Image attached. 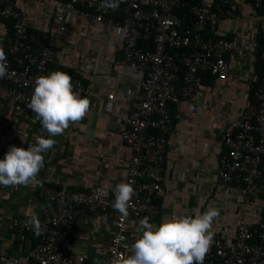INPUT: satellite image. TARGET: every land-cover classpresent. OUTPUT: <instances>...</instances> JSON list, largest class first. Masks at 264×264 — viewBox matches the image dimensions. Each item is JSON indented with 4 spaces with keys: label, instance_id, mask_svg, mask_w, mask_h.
Masks as SVG:
<instances>
[{
    "label": "built area",
    "instance_id": "1",
    "mask_svg": "<svg viewBox=\"0 0 264 264\" xmlns=\"http://www.w3.org/2000/svg\"><path fill=\"white\" fill-rule=\"evenodd\" d=\"M56 1L55 31L67 30L68 14L123 30L124 42L116 63L143 74L129 110L113 114L122 122L121 136L131 149L125 182L134 181L136 194L129 216L123 218L114 210L115 196L107 187L77 191L44 184L39 189L45 200L37 216L40 235L29 223L30 217L13 216V231L35 234L36 242L26 254L5 253L0 247V264H112L130 255V221L147 217L152 222L161 214L156 195L162 189L168 136L174 129V97L198 96L202 72L224 80L238 59L248 53L254 65L251 100L236 127L222 133L218 158L220 190L238 195L236 229L231 239L215 234L214 254L209 252L204 264H264V74L259 77L255 71L256 56L264 57V15L255 11L263 0H254L253 4L245 0H117L115 9L105 7V0ZM242 1L250 8L247 14ZM178 9H188L192 19L186 25ZM241 14L255 21L254 37L229 38L222 33L233 31L231 26L226 31L217 29L218 20L235 25ZM0 16L13 21V32L6 38L8 71L0 78V100L30 109L35 79L52 72L53 38L48 32L26 28L16 0H0ZM210 25L213 31L206 34ZM69 75L74 88L85 96L82 78ZM107 96L111 98V94ZM255 201L259 204L256 220L249 221L246 210ZM84 215L111 218L115 224L106 260L101 263H89L84 255L71 257L73 242L80 236L76 223Z\"/></svg>",
    "mask_w": 264,
    "mask_h": 264
},
{
    "label": "crops",
    "instance_id": "2",
    "mask_svg": "<svg viewBox=\"0 0 264 264\" xmlns=\"http://www.w3.org/2000/svg\"><path fill=\"white\" fill-rule=\"evenodd\" d=\"M240 3L247 14L248 4ZM16 4L29 31L48 32L53 38L52 71L66 70L81 77L86 85L85 96L91 100V111L80 124L70 125L62 135L53 137L57 143L44 154L38 185L0 186L1 251L26 254L37 237L32 233L17 234L11 228V218H31L41 213L45 200L39 189L44 184L68 186L77 191L101 185L114 194L115 186L126 181L131 149L122 139V122L113 114L129 110L130 99L143 74L116 63L124 42L123 30L68 14L67 30L55 31L52 24L58 10L56 0H16ZM218 21L217 29L221 31L231 26L233 31L229 32L234 36L244 39L255 36V21L250 16L241 14L235 25ZM9 32L7 23L0 19V47L4 51ZM253 78V56L248 53L238 59L226 79L213 77L204 82L198 96L174 97V129L168 136L162 189L156 195L162 210L151 223L159 226L166 217L191 216L196 210L203 212L215 207L219 217L214 221V236L217 233L229 239L234 236L239 199L237 194L219 188L220 137L226 129L236 127L245 113L252 96ZM37 136L48 138L31 109L0 100V159L11 146L26 149L36 142ZM258 205L255 201L247 208V220H256ZM76 226L80 236L73 242L71 257L84 255L89 263L105 261L115 231L113 219L84 215ZM129 226L131 245L139 234V221L131 220ZM212 247L213 241L210 250Z\"/></svg>",
    "mask_w": 264,
    "mask_h": 264
},
{
    "label": "clouds",
    "instance_id": "3",
    "mask_svg": "<svg viewBox=\"0 0 264 264\" xmlns=\"http://www.w3.org/2000/svg\"><path fill=\"white\" fill-rule=\"evenodd\" d=\"M105 7L115 9L117 0H105ZM5 51L0 47V78L7 75ZM28 107L42 124L48 138L37 136L34 144L11 146L0 159V186H35L44 167V154L52 150L70 125H78L91 111V100L74 88L72 77L62 71H52L35 79ZM134 181L121 182L114 188L113 208L123 218L129 216V206L135 196ZM219 210L208 207L194 215L169 216L157 226L145 217L139 221V234L130 245L131 255L115 259L112 264H204L213 241L214 221ZM40 235L41 224L35 214L29 220ZM123 239V237H121Z\"/></svg>",
    "mask_w": 264,
    "mask_h": 264
},
{
    "label": "trees",
    "instance_id": "4",
    "mask_svg": "<svg viewBox=\"0 0 264 264\" xmlns=\"http://www.w3.org/2000/svg\"><path fill=\"white\" fill-rule=\"evenodd\" d=\"M245 1H247L248 3H252V4L254 3V0H245ZM255 11H257V13L260 15H264V0L260 6L255 7ZM177 12L180 16L184 17V20H185L184 25L187 24L189 19H192V17L188 14V9H178ZM0 19L7 23L9 31H10L9 35H11L13 32V21H12V19L5 18L2 16H0ZM212 31H213V27H212V25H210L209 30L206 34H210V33H212ZM222 34L225 35L226 37H229V38H232L234 36L233 33H229V32H225ZM260 36H261V32L259 31L258 37H260ZM148 46L151 47L150 44ZM63 71L65 73L70 74L66 70H63ZM255 71L259 77L264 74V57H261L259 55L256 56V58H255ZM202 76H203V83L209 82V81H211V78H213V75L208 71L202 72ZM252 90H253V86H251V94H252ZM209 252L214 254V247H212V249Z\"/></svg>",
    "mask_w": 264,
    "mask_h": 264
}]
</instances>
